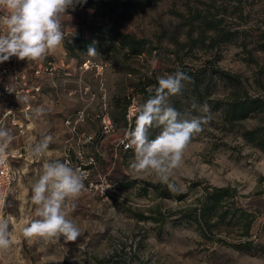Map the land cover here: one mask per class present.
<instances>
[{
	"label": "rangeland",
	"instance_id": "rangeland-1",
	"mask_svg": "<svg viewBox=\"0 0 264 264\" xmlns=\"http://www.w3.org/2000/svg\"><path fill=\"white\" fill-rule=\"evenodd\" d=\"M229 5L224 11L220 0H87L69 9L56 51L37 61L16 58L9 75H0V86L12 87L0 102V127L15 137L8 149L15 154L13 179L0 212L9 220L13 243L0 251V264H264V151L242 137L244 130L264 124V112L224 119L221 109L231 89L208 68L213 63L238 74L252 96L264 92V0H241L236 11ZM207 10L208 18L220 19L219 29L232 31L230 37L218 40L203 22H189L194 12ZM117 32L144 38L146 49L128 50L116 40ZM78 39L89 45L80 49ZM89 48L96 54L88 55ZM204 65L201 77L203 84L210 79L209 94L198 99L186 81L175 95L181 119L200 115L194 103L211 114L175 172L176 189L186 192L177 199L154 174L130 168L134 150L122 148L128 109L140 101L142 82L149 87L161 75ZM35 68L41 70L37 75ZM20 69L23 82L16 75ZM38 107L45 109L39 118ZM161 131L151 129L150 138ZM44 136L52 137L46 153L29 155L27 146ZM50 161L67 162L85 174V190L71 213L81 230L75 242L23 235L35 218L31 186ZM227 185L235 189L237 205L255 215L254 241L247 246L236 245L240 229L234 223L205 233L182 215L206 189Z\"/></svg>",
	"mask_w": 264,
	"mask_h": 264
},
{
	"label": "clouds",
	"instance_id": "clouds-1",
	"mask_svg": "<svg viewBox=\"0 0 264 264\" xmlns=\"http://www.w3.org/2000/svg\"><path fill=\"white\" fill-rule=\"evenodd\" d=\"M87 0H0V63L11 57L19 60L37 61L56 51L64 40L62 25L70 17L69 9L75 10ZM71 18V17H70ZM89 48L88 55H95ZM153 69L158 61H150ZM191 77L181 70L157 77V86L150 89L146 100L133 101L128 109L129 127L124 130L123 140L134 150L130 168L138 174H154L169 189L175 191V172L183 165L184 153L192 138L202 132L211 120L206 105H192L200 115L180 118L171 105L170 97L178 95L184 82ZM45 114L38 107L35 116ZM162 127L154 139L150 130ZM15 137L10 129L0 127V166L7 162L8 149ZM51 136L29 144L27 150L33 157L43 156ZM85 174L67 162L50 161L43 165L42 174L31 186V202L35 206L34 219L23 229L26 239L45 241L61 238L75 242L81 230L71 218L77 207L76 201L85 190ZM110 202V201H109ZM4 205L0 203V207ZM13 241L9 220L0 217V251L8 250Z\"/></svg>",
	"mask_w": 264,
	"mask_h": 264
},
{
	"label": "trees",
	"instance_id": "trees-1",
	"mask_svg": "<svg viewBox=\"0 0 264 264\" xmlns=\"http://www.w3.org/2000/svg\"><path fill=\"white\" fill-rule=\"evenodd\" d=\"M241 0H220V6H223L224 11L227 10L228 4L231 7L232 11H236L240 7ZM209 15H212L211 12L207 10L205 14L200 12H194L190 18L189 22L198 19L201 23L203 22L204 27L210 29L212 33L218 36V40H224L230 37L233 33L230 30L219 29L217 22L220 21L219 18L211 19L208 18ZM192 24V23H190ZM98 31H102L103 26H95ZM199 39L204 32L203 28L200 27ZM222 30V31H221ZM116 40L128 50L132 52H137L146 49L148 43L147 40L141 37H136L132 33L128 32H117ZM213 42V38L211 40ZM78 47L83 49L89 45L88 39H78ZM70 47V46H69ZM211 66H201L199 68H194L193 70L189 69H180L188 76L191 77L188 82L190 87V92L195 94L199 99L202 95L209 94V80L208 79L203 84V78L201 74L208 68L212 72L217 73L226 83H228L231 91L228 93L229 102L221 109V116L228 121H237L247 117L249 113L253 112H264V92L259 93L256 96L249 94L242 84V79L238 74L231 73L227 70L221 69L218 66H215L213 63ZM177 71V70H175ZM158 82H154L152 86L147 87V85L142 82V87L140 89V101L146 100L151 94L150 89H153L157 86ZM203 85V92L200 90V86ZM132 103V102H131ZM171 105L177 110L179 108V100L172 96L170 100ZM218 101L216 102V104ZM242 137L248 142L251 146H254L262 151H264V124L258 125L252 129H246L242 132ZM235 189L229 185L227 186H211L210 189H206L203 194L196 198V203L192 206H187L182 215L196 222L197 225L203 232L212 231L213 228L220 229L221 227H226L227 225L235 224L240 232L236 235L237 244L247 246L251 244L254 240L251 238V225L255 215L253 212L241 208L233 200L232 197H235ZM186 192H180L179 190L173 191L172 195L175 198L181 199ZM162 194L168 195V192L162 190ZM231 199V200H229ZM229 203V207H225ZM230 214V218H227V215ZM228 226V227H229Z\"/></svg>",
	"mask_w": 264,
	"mask_h": 264
},
{
	"label": "built area",
	"instance_id": "built-area-1",
	"mask_svg": "<svg viewBox=\"0 0 264 264\" xmlns=\"http://www.w3.org/2000/svg\"><path fill=\"white\" fill-rule=\"evenodd\" d=\"M12 62V63H10ZM16 63V57H11L8 61H5L4 63H0V75L1 76H8L11 72L10 65H14ZM41 70L39 68L34 69V73L37 75ZM16 75L20 78V81L23 82L26 74L24 72V69H20ZM1 91H0V102L7 99L8 94L12 92V87L8 85L7 83H2ZM36 90L38 89L37 86L34 87ZM19 89H15L13 95L17 96ZM122 148L123 149H129L127 147V142L122 139ZM15 154L10 152L8 150V156H7V162L4 166H0V203L3 205L5 204V199L8 195L9 187L11 184V181L13 179V167L11 165V159L14 157ZM3 207H0V212Z\"/></svg>",
	"mask_w": 264,
	"mask_h": 264
}]
</instances>
